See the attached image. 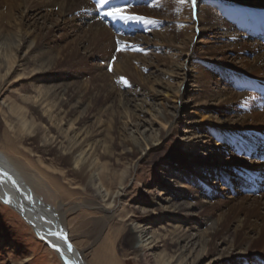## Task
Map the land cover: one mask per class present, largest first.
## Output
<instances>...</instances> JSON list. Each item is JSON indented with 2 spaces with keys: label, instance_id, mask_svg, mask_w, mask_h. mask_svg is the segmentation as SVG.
Returning a JSON list of instances; mask_svg holds the SVG:
<instances>
[{
  "label": "bare ground",
  "instance_id": "6f19581e",
  "mask_svg": "<svg viewBox=\"0 0 264 264\" xmlns=\"http://www.w3.org/2000/svg\"><path fill=\"white\" fill-rule=\"evenodd\" d=\"M140 1L141 0H112V4L117 7L121 5L130 12L131 9L136 10L137 6H140ZM159 1L161 2V0H156V2ZM141 2L143 3L142 6L146 5L144 0ZM199 2H205L206 4L199 5L200 7L195 9V15L191 0H183V2H181V0H164L163 5L165 9L162 10L153 7V10L154 8L156 9L152 12L151 10L148 11L147 9L146 11V9L141 8L143 11L139 13L155 21V23L148 24L150 25V29L152 28L153 39L151 41L154 43H166L168 47L173 46L172 49H177L178 54H181L189 51L190 44L197 28L201 27L200 30L202 31L198 33L199 36H206V38L209 37L213 38V40L220 41V44L216 47L209 48L208 51L204 52L206 53L205 56L210 60L215 61L217 57L224 59L227 53H231L236 58L240 59L239 64L234 65L238 73L240 72L242 74L245 72V69L250 70V72L256 75L260 73V71L262 72V69H264V37L259 36V34L262 33L264 36V0H197V4H199ZM150 3L151 2H148V4ZM95 4L96 0H1V6H10L8 11L9 18L14 9L19 10L23 8L20 12L21 15L18 21L15 19L13 24L12 21L7 22L8 29L16 25L18 32H11L9 29L7 31L2 30L0 34V84L6 77L12 75L14 77L12 80L13 86L19 87L18 90L16 89L17 91H15L14 97H11L9 104H7L10 110L7 112V115L16 113L15 119L19 122L20 128L13 124V116H11L10 119V128L15 135H20L22 130L30 137H37L41 134V136H43L42 146L44 152L57 153L59 159L64 164L68 165L70 174L82 178L86 186L98 192L100 198L99 202H102V204L93 201L82 204V206L88 210L92 207V209H95L94 211H107V214L110 215H104L105 218L101 217L96 220L92 230L106 226V221H109L110 218L119 219V217H121L120 220L128 222V229L134 237L132 248L140 251L141 258L148 264H199L210 255H213V257L211 256L212 258L205 264H229L234 259L241 256V254L245 253L243 252V246L247 242L241 239V243H237L241 238L240 233L238 231L233 233V230L229 228L221 234H218V231L214 230L211 225L202 231L201 227L207 225L209 219H197L193 217L192 215L197 207L196 204L193 205L185 202L184 199H182L183 193L171 192L172 186L168 183V179L163 178V184L161 183L162 186L166 188V192L163 190L158 197L154 195L148 198L147 202L153 208L151 210H146L144 216L138 218L132 215L131 212H133V210L125 211L126 208L123 206L119 208L120 196L123 195V191H128V183L126 182L128 176L136 171V161L132 165H130V162L136 159V156L143 146L149 149L150 153L155 152L158 154L160 152L159 148L163 144L162 139L165 133L172 134L174 129L173 122L177 118V109L174 108L172 110L163 107V111L156 113V115H158L156 118L168 124V127L166 131L164 130L160 135H153L149 138L134 136L133 139H119L117 137L119 131L115 130L114 132H108L102 128V125L94 121L93 124L88 125L87 118H93L94 114L92 111L97 109L99 101L100 104L105 105L103 111L104 113L106 112V114L108 110H110V108L112 109L114 106L116 108L120 107V109L124 108L125 111H127L132 102L134 103L133 107L135 109H143V105L145 106L148 104L147 99L153 98L151 96H155V94L150 91L154 89V84L157 81L158 83L160 82L163 78H161L162 75H168L169 77L175 75L182 76L181 81L185 79L184 66L186 61L182 62V68L181 66H177V69L167 68L163 70L159 68V65H161L160 61L162 60L159 52L153 51L154 61L156 63L152 65L147 64L146 60L148 57L146 54H140L136 51L143 50L140 49L141 45L143 43L148 44L150 41L142 39L143 37H140L141 35H136V33V36L130 39L131 41L128 43L133 46H128L126 49L129 50H124L126 42L122 39L123 37H120L121 33L117 35V33L112 32L110 26L114 22L121 23L122 26L125 24L120 21H112L109 17L98 16V9L95 7ZM29 6V12L31 13H34V11L40 9V7H52L60 16L73 14L80 23L86 22L89 28L87 30L84 29L81 35H78L71 41H67L65 46L58 47V45H48L52 29L48 28L45 33H41L38 31L40 28L36 25L33 31L28 29L24 34L21 31L25 17L27 18V16L29 17V14H31L28 13V15H25V9ZM131 6L133 8H131ZM214 8L220 10L221 14H219V16L216 15L217 13H213L212 9ZM176 9L180 13L175 12ZM9 18H7V20ZM177 18L185 20L189 24H181V26L175 27V25H170L168 23L169 25L166 27L163 26L164 28H162L161 25L163 20L167 19L173 21ZM15 21H17V23H15ZM60 25L62 24L56 23L54 27L59 28ZM64 27H66V25ZM71 27L74 28L73 23ZM60 28H63V26ZM127 29L129 30V28ZM247 29H252L254 33H244ZM119 30L122 29L119 28ZM36 31L38 32L35 34ZM28 34L31 35V37L34 36L31 43L29 42L30 40H28ZM250 38H253V40L258 38L261 41L255 40L250 43ZM209 40L211 41V39ZM117 41H119V43H117ZM78 43H87V45H83L82 48L91 56L105 55L104 58L106 61L104 58L102 60H104L107 65L110 64V58L116 56V60L111 66L112 71L109 74L104 72V74L101 75L102 77L99 79L97 78L102 84L95 85L97 82L94 84L95 86H100V88L97 87V94L91 95L86 106L84 102L75 100L76 80L74 79V75L70 73L69 75H64V77H69L71 79V81L66 82V84H60L63 78L61 79L60 77L50 75V72L55 68L53 65L56 64L55 57L53 56L55 49L61 55L66 53L68 59L64 57L65 59H77L82 63V57H79L76 50V45ZM201 51L199 49V52ZM247 54L252 57L250 62L242 57V55L245 56ZM201 57L198 55L199 59H201ZM101 58L100 56L99 59ZM222 59L219 60L221 61ZM92 69H101V66H96ZM150 69H153V71L149 73L157 76L152 81L150 74L148 76L144 75L145 72ZM210 69V67L203 69L202 76L200 74V79H197L199 80L197 82V87H199L201 91L200 97L211 98L217 96L220 99V97L223 98L225 96V100H235L239 94L225 89L226 87L220 86V82L212 83L214 87L218 88L216 92H213V90L211 91L210 87L207 89L204 88L207 87L205 84L209 82ZM108 77L112 79V81L110 80V84L107 83L108 81L106 82ZM121 77L125 78L127 81L131 79L138 87L136 89L130 88L131 86L126 88L123 82L120 81ZM115 79L116 81L118 80L116 85H114ZM181 81L178 83V85H180L175 93L178 98L183 97L184 94L189 95L195 92L192 87H185L181 90ZM236 82L238 83V81ZM150 83L151 85H149ZM234 83L232 84L233 87L235 86ZM77 84L78 83H76V85ZM240 84L243 83L240 82ZM149 87L150 91L147 92V88ZM192 99L194 98H189L188 101ZM261 102H264V96L261 97ZM23 105L36 109L39 108L41 110V116L47 122L45 125H42L45 128L44 131L42 127L35 125L32 119H28L26 111L24 113L22 110L24 107ZM203 114L204 113L200 112V117L203 116ZM204 119L205 118H201L199 121H203ZM244 119L246 118L243 116L236 119V122H233L229 127L222 130V133L219 134V137H216V139L223 141L224 138H230L232 143L227 142V144L223 146V151L225 150L228 155L231 151L230 149L236 146V142H240L239 145L236 146V151L244 152L246 157H244L245 160L239 159L238 162L240 166L238 167L237 173L241 174L243 180L250 179L255 186L259 182V178L253 179L250 174L251 170L258 168L264 170V155L260 153V144H250L249 141L245 139L243 133L231 131V129H233L231 127L239 123V120L243 122ZM36 129H38V131H35ZM102 134L110 138L108 146L104 149L109 151V147H113V149L114 146L119 147L122 152L120 159L125 160L130 165L127 164L128 166L125 170L120 172L121 174L118 176L117 180L113 178L114 181H116V186L115 183H113L114 187L110 182V184L105 183L107 181L105 180L107 175L105 171L106 167L100 163L98 158L101 154H105V151L101 154L97 152L100 144L98 138ZM185 140L187 141L184 142V144L191 141L189 137H186ZM175 147L177 146H173L172 150H174ZM161 153L163 152L161 151ZM184 153V156H188L189 154L186 152ZM205 167L206 163L199 166V168L202 169ZM4 172L8 173L7 177L3 176ZM263 176L264 175H260L259 177L263 178ZM13 181H15V183H13ZM40 186L41 183L39 178L27 172L24 166L16 163L7 156L5 152L0 150L1 204L8 205L16 210L21 218L30 226L36 237L58 255L61 264H69V262L70 264H94L92 260L86 262L81 252L75 247H73L71 251L68 250L67 245L69 238L65 241L51 234L62 232L68 237L69 230L67 229L68 222L66 221V215L72 207L63 210V204L59 202H55L53 206L47 204L46 201L34 192L35 187ZM132 187V189L136 188L135 185ZM52 191L54 192V190ZM201 192L202 191H200V193ZM111 205L116 209L119 208L117 214L115 211L113 213V211L108 210ZM125 214H128L130 217L127 218ZM185 216L190 217V221L183 219ZM258 216L261 219L264 218V214H259ZM238 223L243 226L247 224L246 219L239 220ZM248 226L254 229L255 227H259V225L256 226V224L250 223ZM117 229L119 230V227H116L113 231L115 232ZM215 236H217V241L212 242ZM4 240L2 231H0V244L4 243ZM106 240L107 242L102 243L104 244L102 246V254L105 256L103 259L104 262H106V264H121L122 262L117 259L113 250L115 237L112 236V231L107 233ZM161 242L162 244H160ZM53 244L58 246L59 251L52 246ZM161 246H165L163 249L164 251L157 252ZM261 254L264 255V250ZM129 258L125 259L123 264H127ZM246 262L247 261H244L243 264Z\"/></svg>",
  "mask_w": 264,
  "mask_h": 264
},
{
  "label": "rangeland",
  "instance_id": "374dc122",
  "mask_svg": "<svg viewBox=\"0 0 264 264\" xmlns=\"http://www.w3.org/2000/svg\"><path fill=\"white\" fill-rule=\"evenodd\" d=\"M141 1V4L139 3L140 6H137L136 10H130L131 13L142 15L139 13L140 11H143V9L147 11L148 9V11L151 10L152 12L156 9L154 8L153 10V7L162 10L165 9L163 5L164 0H161V2H156V0H144L145 2H151L150 4L146 2L145 6H142L143 3ZM202 4L206 3L199 2L196 8L200 7L199 5ZM120 7L123 6L120 5ZM131 8L133 7L131 6ZM9 9L10 6L0 5V34L2 30L7 31L9 29L11 32H18L16 25L8 29L7 22L12 21L13 24L15 19L18 21L21 15L20 12L23 8L19 10L14 9L10 18L8 17ZM29 9L30 6L25 9V15L31 13ZM127 11L129 12L128 9ZM212 11L213 13L215 12V14L217 13L216 15L218 16L221 14L218 8H214ZM175 12L180 13L177 9ZM34 13L29 14L27 18L25 17L21 31L23 34L28 29L33 31L36 25L40 28L38 31L41 33H45L48 28L52 29L48 45H58V47L65 46L67 41H71L78 35H81L84 29L87 30L89 28L86 22L80 23L75 15L68 14L60 16L52 7H40V9L34 11ZM7 18L9 19L7 20ZM17 21H15V23H17ZM56 23L62 24L60 27L63 26V28L54 27ZM72 23L74 28L71 27ZM168 23L170 25H175V27L181 26V24H189L187 21L180 20L179 18L173 21L165 19L162 21V28L169 25ZM65 25L66 27H64ZM149 26L150 25L137 23H130L122 26L121 23L114 22L110 26V30L117 33V35L121 33L120 37H123L122 39L126 42H124V50L128 46H133L128 43L131 41L130 39L136 35H141L140 37H143L142 39L150 41L148 44L143 43L141 45L140 49L143 50L136 51L140 54H146L148 57L146 60L147 64L152 65L156 63L154 61V52H159L162 59H160L161 65H159V68L163 70L167 68L177 69V66L180 67L182 62L186 61L184 66L185 79L181 81L182 76L175 75L169 77L168 75H162L161 78H163H160L161 80L159 82L161 84H159L158 81L156 82L158 84L154 82V89L152 88V91H150V87L147 88V92H153L155 96H151L153 98L147 99L148 104L145 106L143 105V109H135L133 107L134 103L132 102L127 111H125L124 108L120 109V107L116 108L114 106L112 109L110 108L106 114V112L104 113L103 111L105 105L100 104L99 101L97 109L94 110L95 112L92 111L94 114L93 118H87L88 125L93 124L94 121L102 125V128L108 132H114L115 130L119 131L117 133L119 139H133L134 136L149 138L153 135H160L161 132H164V130L166 131L168 127V124L156 118V116H158L156 113L163 111V107L172 110L174 108L177 109V118L173 122L174 129L172 134L165 133L162 139L163 144L159 148L160 152L158 154L155 152L150 153L149 149L143 146L136 156V159L130 162V165H132L136 161V171L128 176L126 181L128 183V191H123V195L120 196L119 208L123 206L126 208L125 211L133 210V212H131L132 215L138 218L144 216L146 210H151L153 208L148 204V198L154 195L158 197L160 192L162 193L163 190H165V192L167 191L166 188L162 186V179L166 178L169 181L168 183L172 186L171 192L183 193L182 199H184L185 202L193 205L196 204L197 207L192 215L193 217L197 219H209L207 225L201 227L202 231L210 225L214 230L218 231V234H221L229 228L233 230V233L237 231L240 233L241 238L237 243H241V239L247 242L243 246V252L245 253L241 254V256L234 259L229 264H243L244 261H247L244 264H264V255L261 254L264 250V218L261 219L258 216L259 214H264V176L263 178L259 177L260 175H264V170H260L259 168L251 170L250 174L252 178H259V182L255 186L249 179L243 180L241 174L237 173L238 167L240 166L238 161L239 159L245 160L244 157H246V155H244V152H234L232 149H230L231 151L228 155L225 150L223 151V146L230 141V138H224L223 141L216 139V137H219V134L222 133V130L229 127L233 122H236V119L243 116L246 119H244L243 122L239 120V123L231 127L234 129H231V131L243 133L245 139H247L250 144H260V153L264 155V147H262V145H264V102H261V97L264 96V69L257 75L247 69H245V72L242 74L240 72L238 73L234 65H238L240 59L236 58L231 53H227L224 59L217 57L215 61L210 60L205 56L206 53L204 52L208 51L209 48L216 47L220 44V41L213 40V38L209 37L206 38V36H199L198 33L202 31L200 30L201 27L197 28V31L195 30L196 33L190 44L189 51L178 54L177 49H172L173 46L168 47L166 43H154L151 41L153 39V34L151 31L152 28L150 29ZM118 27L122 30H119ZM127 28H129V30ZM38 31H36L35 34ZM248 32H252V29L244 31V33ZM259 36L264 37L262 33H260ZM33 38L34 36L31 37V35L28 34L30 43L33 41ZM209 39H211V41ZM255 40L261 41L258 38ZM255 40L250 38L249 42L252 43ZM83 45L85 46L87 43H78L76 45L77 53L79 57H82V63L77 59H72L73 61L67 60L68 57L66 53L61 55L55 49L53 56L55 57L56 64L53 65L55 68L50 72V75L60 77L61 79L63 78L60 84H66V82L71 81L69 77H64V75H69V73L74 75V79L76 80L74 81L78 83L77 85L75 83V100L84 102L86 106L91 95L97 94L98 88H100V86L98 87L95 85L102 84L98 79L102 77L101 75H103L104 72L109 74L112 71L111 66L112 63L115 62L116 56L110 58V64L107 65L105 63V55L91 56L82 48ZM198 48L203 52H199ZM198 55L200 57L202 56L201 59L198 58ZM100 56L102 57L101 59H99ZM64 57H67V59ZM242 57L248 62L252 59L249 54L245 56L242 55ZM103 58L105 61L102 60ZM219 59L222 60L220 61ZM96 66H101V69L93 70L92 68ZM207 67L211 69L209 71V82L205 84V86H207L204 87L205 89L210 87L211 91L213 90V92H216L218 88L214 87L212 83L220 82V86L226 87L225 89L235 92L240 96L238 95L233 101L229 99L225 100V96L223 98L220 97V99L217 96L211 98L200 97L201 91L199 87H197V82L199 81L197 79H200V74L202 76L203 69ZM150 71L152 72L153 69L147 70L144 75L148 76ZM150 77L152 81L157 76L155 74H150ZM13 79L14 77L9 75L0 84V150L5 152V154L16 163L24 166L27 172L39 178L41 186L35 187L34 192L46 201L47 204L53 206L55 202H59L63 204V210L72 207L66 215V221L68 222L67 229L69 230L68 238L72 245L81 252L86 262L92 260L94 264H106L103 260L105 256L102 254V246L104 245L102 243L107 242V233L112 231V236L115 237L113 250L117 259L122 262L121 264L129 257L131 258L127 260V264H148L141 258V252L132 248L134 237L128 229V222L120 220L121 217H119V219L110 218L109 221H106V226L92 230L96 220L101 217L105 218L104 215L108 216L110 214H107V211H94L95 209H92V207L88 210L82 206V204L93 201L99 202L100 198L98 192L86 186L82 178L70 174L68 165L64 164L59 159L57 153L44 152L42 146L43 136H41V134L37 137H30L24 130L21 131L20 135H15L13 133L9 126L11 123V116H13L14 119L12 121L13 124L20 128L19 122L15 119L16 113L7 115V112L10 111L7 104H9L11 97H14L15 91L19 88L13 86ZM110 80L112 81L111 77H108L106 82L108 81L107 83L110 84ZM117 81L116 79L114 80V85L118 83ZM180 81L182 82L181 90L185 87H192L195 92L189 95L184 94L183 97L178 98L175 93L178 90L180 85H178V83ZM236 81H238V83ZM128 82L129 84L127 86L123 83L126 88L131 86L130 88L136 89L138 87L131 79H128ZM240 82L243 84H240ZM233 83L235 84L234 87L232 86ZM149 85H151V83ZM95 87L98 88L96 89ZM189 98L194 99L188 101ZM23 106L22 110L24 113L26 111L28 119H32L35 125L42 127L44 131L45 128L42 125H45L47 122L41 116V110L26 105ZM200 112L204 113L201 117L199 115ZM201 118L205 119L199 121ZM35 131H38V129ZM52 132L54 133L53 130ZM186 137H189L191 141L184 144V142L187 141L185 140ZM98 139L100 144L97 152L101 154L105 151L104 155L101 154V156H99L98 154L100 163L106 167L105 171L107 175L105 180L107 181L105 183H111L112 186L113 183H115L116 186V181H114V179L117 180L118 176L121 174L120 172L125 170L129 163L120 159L122 152L119 147L114 146V149L113 147H109V151L107 150L108 152L105 150V147L108 146L110 141L108 136L102 134ZM173 146L177 147L172 150ZM161 151L163 153H161ZM184 152L187 154L189 153L188 156H184ZM205 163L206 167L204 169L199 168L200 165H204ZM133 185H135V189H132ZM52 190H54V192ZM200 191L202 192L200 193ZM99 203L102 204V202ZM119 208L116 209L111 205L108 210L113 211V213L115 211L117 214ZM125 215H127V218L130 217L128 214ZM183 219L190 221L191 218L185 216ZM242 219H246L247 222L244 226L238 223L239 220ZM249 223L256 224V226L259 225V227H255V229L251 228L248 226ZM116 227H119V230L117 229V231L114 232L113 229H116ZM0 231H2V236L6 240H4V243L0 244V264H61L58 255L36 237L30 226L21 218L19 213L10 206L1 204V202ZM216 239L217 236L213 238L212 242H216ZM160 244H162V242ZM164 247L165 246H161L157 252H161ZM211 256L213 257V255H210L199 264H205L212 258Z\"/></svg>",
  "mask_w": 264,
  "mask_h": 264
},
{
  "label": "snow or ice",
  "instance_id": "6c2138e0",
  "mask_svg": "<svg viewBox=\"0 0 264 264\" xmlns=\"http://www.w3.org/2000/svg\"><path fill=\"white\" fill-rule=\"evenodd\" d=\"M181 2H183V0H181ZM191 3L193 6V11L195 15V9L197 7V0H191ZM95 7L98 9V12H97L98 16L109 17L111 18L112 21H120V22H123L124 24L137 23V24H144V25L155 23L154 20L146 16L135 14V13H129L125 7L114 6L112 4V0H96ZM117 43H119V41H117ZM118 50H122V49H118ZM121 81L126 86L129 84V82L123 77H121ZM228 143H232V142L228 141ZM239 143L240 142L237 141L236 146H238ZM236 146H233V149H232L233 151H236ZM262 147H264V145H262ZM3 176L7 177L8 173L4 172ZM13 183H15V181H13ZM51 234L56 235L64 239L65 241H67L68 239L67 235L62 232L51 233ZM52 246L54 248H57V250L59 251V248L56 244H53ZM67 247H68V250L71 251L72 245L70 243L67 245Z\"/></svg>",
  "mask_w": 264,
  "mask_h": 264
},
{
  "label": "water",
  "instance_id": "95a60500",
  "mask_svg": "<svg viewBox=\"0 0 264 264\" xmlns=\"http://www.w3.org/2000/svg\"><path fill=\"white\" fill-rule=\"evenodd\" d=\"M63 232H64V231H63ZM69 243L72 245V243H71L70 241L68 242V244H69ZM73 247H74V246L72 245V248H73Z\"/></svg>",
  "mask_w": 264,
  "mask_h": 264
}]
</instances>
